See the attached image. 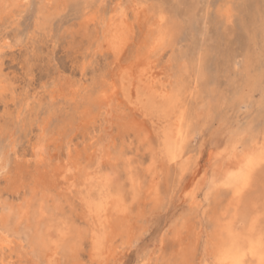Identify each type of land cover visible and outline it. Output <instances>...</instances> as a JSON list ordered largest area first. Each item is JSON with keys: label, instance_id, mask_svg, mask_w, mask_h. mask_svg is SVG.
Here are the masks:
<instances>
[{"label": "rangeland", "instance_id": "374dc122", "mask_svg": "<svg viewBox=\"0 0 264 264\" xmlns=\"http://www.w3.org/2000/svg\"><path fill=\"white\" fill-rule=\"evenodd\" d=\"M44 1L26 0L19 10L17 6L9 8L13 12H8L9 16L7 10L0 11V15L4 13L0 40L15 41L6 49L1 66L9 87L0 92V153H10L11 161L8 171L0 176L1 193L16 204L26 197L18 198L25 192L20 175L32 176L36 171L32 152L44 127L50 156L40 163L50 175L62 173L70 161L80 162L79 176L99 170L102 178L105 175L112 185L122 188L131 207L130 216L122 218L113 253L101 263L94 262L86 235L89 226L77 199L80 194L58 193L63 187L58 185L48 203L62 208L52 223L60 226L65 221L64 226L69 219L76 230L79 224L77 233L85 236L82 244L74 245L83 264H138L142 256L146 264H204L205 260L214 264L210 254L213 225L217 213L225 211L229 196L222 190L200 205L193 199L199 195L197 201L202 200L207 191L202 179L209 177L213 165H227L228 156L219 159L217 153L228 142L245 149L255 139L264 140V0H56L43 8ZM137 5L145 9L144 14L136 15ZM120 8L127 15L126 27L124 38L121 34L115 45L113 31L112 35L107 31L106 39L103 25ZM157 18L164 22L160 25ZM3 21L8 26L2 27ZM152 21L156 25L151 30ZM111 22L109 29L117 19ZM163 31L167 37L161 50L151 59L145 57L155 36ZM149 73L157 79L154 92L141 85ZM161 92H169L174 101L162 99ZM25 101H30L28 107ZM137 105L148 114L137 112ZM181 109L187 113L184 158L176 163L169 161L164 132ZM11 143L17 144L16 157ZM260 172L246 205H257L264 227V167ZM132 175L138 182L135 191ZM28 192L25 194L30 197ZM77 236L73 243H80ZM15 244L12 252L10 246L0 251V264L9 258L13 259L10 264H38V259ZM69 257L62 264H71Z\"/></svg>", "mask_w": 264, "mask_h": 264}, {"label": "bare ground", "instance_id": "6f19581e", "mask_svg": "<svg viewBox=\"0 0 264 264\" xmlns=\"http://www.w3.org/2000/svg\"><path fill=\"white\" fill-rule=\"evenodd\" d=\"M24 1H26V0H0V11H4V13H5L7 10V16H9L8 15V12H9L8 9L9 8L11 9V7H14V6L15 7L17 6L16 8H18V7L22 6ZM55 1L56 0H45L43 2L45 5L42 7L46 8L48 6L47 5L48 2H55ZM132 1H134V0H132ZM26 3H28V2H26ZM26 3H24V4L26 5ZM100 3H102V2H100ZM55 5H54V7H55ZM59 6H60V4H59ZM119 6H120V3H119ZM56 7L58 9V5ZM11 10H10V12H12ZM18 10H19V8H18ZM144 10L145 9L141 8V5H137L134 9L136 15H139V16L141 13H143ZM15 12H16V10H15ZM15 12H14V14L18 13V12H16V13ZM4 13L3 14L1 13L2 15H0V18H1V16L3 17ZM39 14H38V16H40ZM14 16H16V15H14ZM126 16L127 15L125 13V10L122 8L120 11L116 12L115 15L110 16L109 22H107L108 20L104 21L103 29H104V32L106 33L104 36L107 39L109 36L108 32L112 35V32H110V31H113V36H112V40H111L113 44L116 43V40L121 36L123 31L125 30ZM14 19H17V18L14 17ZM116 19H117V22L112 27H110V29H109V23L111 21H115ZM7 20H11V19H7ZM4 21H3L4 25L3 26L1 25L2 27H4V26L6 27V25H7V24L5 25ZM127 21H128V19H127ZM7 22H9V21H7ZM157 22L160 23V25H161V23L164 22V18H161L159 20L157 18ZM11 24H12V22H11ZM9 25H10V23H9ZM154 25H156V21L155 22L152 21V23L150 25L151 30L155 29V28H153ZM158 28H160L159 25H158ZM158 31L156 32V34L158 33ZM151 33H153V32H151ZM1 36H2V34H1ZM4 36H5V34H4ZM10 36H11V34H10ZM122 36H123V34H122ZM166 37H167V35H166V33H164V31L161 32L160 34H158L157 36H155V39L153 38L154 40L152 41L151 45L149 44L150 46H149V49L147 50L146 54L143 53L145 55V57L151 59L152 55L155 54L162 47L163 43L166 40ZM123 38H124V36H123ZM122 40H124V39H122ZM14 42L15 41L9 40L7 38L4 40L2 38V40H0V92L1 93L6 91L9 87L8 82L2 78L3 72H1L2 71L1 66L3 63V57L5 55L6 49L9 47H12L14 45ZM147 46H148V44H147ZM142 47L144 49V46H142ZM144 55H143V57H144ZM117 57H118V55H117ZM120 58H121V56H120ZM120 58H119V60H120ZM151 63H153V60L151 61ZM157 63H159V62H157ZM151 68H153V67H151ZM150 74L151 73H149V75H148L149 77H147L146 79L144 78L145 80H142L141 85L145 89L154 92V90H152V89H154L157 86V79L154 76V74H151V75ZM128 77H130V76H128ZM161 78H162V76H161ZM130 82H131V78H130ZM132 84H134V83L132 82ZM10 85L12 86V84H10ZM170 85H168V86L170 87ZM113 87H114V85H113ZM137 87H135V88H137ZM139 89L141 92V88H139ZM145 89H143V90H145ZM158 89H157V91L160 92L159 91L160 89L159 90ZM131 90H132V88H131ZM76 91H77V88H74L73 95H75V93H77ZM157 91H155V92H157ZM140 92H139V94H140ZM132 93H133V91H132ZM172 93H173V91H172ZM126 94L128 96L130 93L128 92ZM177 94H179V93H177ZM160 95H161V98L164 100L165 99L168 100L171 97L169 92L168 93L167 92H163V93L161 92ZM176 95L174 96V99H175ZM178 97H179V95H178ZM152 100H153V98H152ZM152 100H150V101H152ZM171 100H173V99H171ZM179 100L181 101L180 103H182V100L181 99H179ZM29 102L30 101H25L26 104H24V105H26V107H28ZM160 104H162V103H160ZM169 105H167V106L169 107ZM181 107H182V105H181ZM136 108L138 109L136 111L140 112L141 115H147L148 114L147 113L148 110H142L143 109L142 106L137 105ZM156 109H158V107ZM70 110H71V108H70ZM22 112H23V110H22ZM16 113H18V112H16ZM12 114H13V112H12ZM158 115H159V111H158ZM17 116H18V114H17ZM165 116H168V115H165ZM29 118H30V115H29ZM2 119H3V117H2ZM186 120H187L186 110L181 109L177 113V117H176L175 121L174 122L172 121L173 123H171V126H169L170 125V124H168L169 122L167 123L170 128H168V130H166L164 132V136H165L166 143H167L166 144L167 150H168V153L170 156L169 161H171V162H176V163L180 162L181 163L182 159L184 158V154H182V149H183L182 146H183L184 137L186 136L185 135ZM8 122H12V121H7V123ZM160 122H162V121L160 120ZM21 123H22V121H21ZM29 125H30V123H29ZM10 127H12V126L10 125ZM41 128H42V125H41ZM42 131L43 132H40L38 139L37 140L35 139L36 141H35V144L33 147V152H32L33 159L36 163V165H34V166L35 167L37 166L36 171L34 172V170L32 169L33 170V172H32V170H31L32 176L31 175L29 176L28 174L20 175V180H22V182H20V184H21L20 187H22V189H25V192L23 191L24 194H21V193H23L22 191H21V193L19 192L20 194H19L18 198L23 197V195L26 197H23V200L20 198L21 199V200H19L20 203L16 204V201L13 202V200H11V199L9 200V198L4 197L5 195H3L1 193V190H0V251L4 252L5 248L10 246L9 251L12 252L11 248L14 247L13 244H15V242H18L19 246L22 249V252L24 251V253L31 255L35 259H38V261H36V262H38V264H41V263H44V264H62L64 258L68 257L70 259V257H69L70 255H71V261H72L71 264H83L82 263L83 260L81 261L78 251L77 252L75 251L76 249H75V245H74V244H78V245L82 244V239H84L83 237L85 236L84 234L80 235L82 232L80 234L77 233V230H79L78 229L79 224H78L77 230H76L74 225H72V223L71 224L69 223V219H68V222L64 226H62V224H64L65 221H62L60 226H58L57 224L54 225L52 223V222H55L54 217H55L57 210L58 209L60 210L62 207L59 204H56V206L52 205L53 207H51V206H49L48 202L50 201V203H51V200L53 199V191L56 190V188H58V185L61 184V186H63V187H61V189L59 190L60 192H58V193L62 192V193H68V195L69 194L71 195V193L77 192L78 193L77 195L80 194L79 196H77V199L79 198V202H81V205H82L83 210H84V216H82V217H83V219H85V221L87 222V224L89 226L86 228V230H88L86 235L89 237L90 244H91L90 254H91L92 258L90 257V259H94V262L96 259L98 262L101 263V261H103L107 257H109L113 253V251L115 250L113 248L115 239L119 235V231L122 230V228H123L122 227V225H123L122 218L123 217H129L131 214V207H130V204L128 203L129 201H127L125 195L123 194L122 188L115 187V185H112L111 181L107 180L105 175H104L105 179L102 178V175H99V173H100L99 170H95L92 172H85V174H82L84 177L82 175H81L82 177L79 176L78 174H79V172H81L80 162L75 163V162L70 161L68 165L65 164L66 166L63 169V172L58 174V175H61V178H59L57 174L50 175L46 171V169H48L47 166L41 165L42 163H40L44 159L49 160L48 157L50 156V154H49V156L47 157V153H46L47 145H46V135L44 132V127L42 128ZM29 132H31V131H29ZM9 136H10V134H9ZM48 137L49 138H47V139L51 140V135ZM48 140H47V142H48ZM49 143H50V141H49ZM11 145H12V151L11 152H13V154L16 157L17 144L13 145L11 143ZM1 147L3 148V146H1ZM209 151H211V148ZM216 153H217V151H216ZM216 153H215V155H216ZM226 156H228L227 165H223L224 164L223 162H222V165H221V163L219 165H213L214 167H213V169L211 168L212 170H211V174L209 175V177L207 176L206 179H205V177L202 179L203 184L206 180V183H205L206 186L205 187L207 188V191L203 194L202 200L197 201V197L199 196L198 195L197 197H194L193 202L194 203L197 202V204L200 205L201 202L209 200L211 194H213L214 192L222 191V190H224V192L227 193V195L229 196L227 199L228 205L225 203L227 205L225 211L224 212L222 211L223 212L222 215H221V212H220V215H219V213H217L218 219L216 218L217 220L215 221V224L213 223L214 224L213 225L214 233L212 235V241L213 242L211 244L212 248H211L210 254L213 257L214 264H236L238 258H240L241 264H260L259 256L261 254V245L264 244V227L262 226L263 223H261L263 221L262 220L263 218L261 219L262 220L261 221L260 220L261 214H259L260 211L259 212L256 211L257 209H259L257 207V205L251 203L252 207H249V205H246V203L248 204L249 192L252 191L251 188L254 186L255 180L258 179L257 176L259 175L260 170L262 169V167H264V140L255 139L253 141V144L250 147L246 146L245 149H240L235 142H228V144L226 146H224V148L219 153H217V157L219 159H223ZM11 158H13V157H11ZM47 160H45V162H47ZM29 163H30V161L26 164V167H25V169L27 171L30 168ZM10 165H11L10 153L2 150V152L0 153V176H2L4 174V172L8 171L7 169L9 168ZM155 167H156V165H155ZM206 172H205V174H206ZM197 173L199 174V171ZM208 174H209V171H208ZM110 176H111V174H110ZM80 178L82 179L81 182L78 181ZM25 180H27V181H25ZM131 183L133 186V190L134 191L137 190L138 182H137V179L133 175L131 176ZM152 183L154 184V181ZM81 184H85V187L79 189L78 187H80ZM27 185L29 186V188ZM14 186L16 187V185H14ZM198 186L200 187L201 185H198ZM150 187H151V185H150ZM26 188H28V189H26ZM26 190L27 191L30 190V193L28 192V194H30V197L27 194H25ZM197 191H198V189H197ZM56 192H57V190H56ZM14 197H16V196H14ZM55 197H57V196H55ZM73 197H75V195ZM249 199H251V198L249 197ZM15 200H18V199H15ZM68 201H70V200H68ZM210 201H211V199H210ZM56 203H58V202H56ZM66 203H68V202H66ZM206 203H208V202H206ZM246 206H248L249 210L250 209L251 210L246 212L245 211V210H247ZM70 207H72V206H70ZM59 214H61V213L59 212ZM57 218H58V221L60 222V219H59L60 217L58 215H57ZM79 218H81V217L79 216ZM62 220H63V218H62ZM72 220H70V221H72ZM124 220H125V218H124ZM131 227H132V225H131ZM80 230H83V229H80ZM77 234H78V236H77ZM76 236L80 237V243L79 242L73 243L74 241L72 239L76 240ZM71 240H72L73 244L70 243ZM17 249H18V247H17ZM253 249L255 250V254H253ZM15 251H16V249H15ZM18 253H19V251H18ZM10 257H11V255H10ZM20 258H21V256H20ZM11 259L12 258H9L6 262V264H10ZM139 259L140 260L138 261V264H146L147 260H146L145 256L144 257L142 256V258L139 257ZM0 260H1V258H0ZM24 260H25V257H24ZM68 260H67V262H68ZM208 262L205 260L204 264H210Z\"/></svg>", "mask_w": 264, "mask_h": 264}, {"label": "snow or ice", "instance_id": "6c2138e0", "mask_svg": "<svg viewBox=\"0 0 264 264\" xmlns=\"http://www.w3.org/2000/svg\"><path fill=\"white\" fill-rule=\"evenodd\" d=\"M253 254H255V250L253 249ZM260 264H264V244L261 245V254L259 256ZM236 264H241L240 258L237 259Z\"/></svg>", "mask_w": 264, "mask_h": 264}]
</instances>
